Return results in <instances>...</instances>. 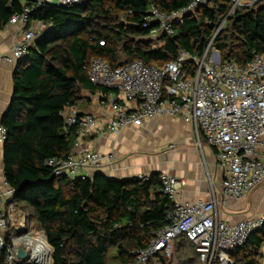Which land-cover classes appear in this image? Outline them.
Wrapping results in <instances>:
<instances>
[{"label": "trees", "instance_id": "16d2710c", "mask_svg": "<svg viewBox=\"0 0 264 264\" xmlns=\"http://www.w3.org/2000/svg\"><path fill=\"white\" fill-rule=\"evenodd\" d=\"M189 1L87 0L38 6L36 0H0L1 29L25 8L32 9L31 21L47 26L17 63L12 98L0 125L7 132L4 175L16 191V202H23L28 220L53 247V264H108L111 249L120 264H136V251L148 247L154 233L168 224L167 214L174 204L163 192L160 172L147 180L137 176L118 180L99 171L90 177L57 178L46 161L66 158L75 149L77 129L66 124L63 112L85 99L86 92L111 91L92 83L93 57L116 68L133 60L163 66L180 51L194 56L204 53L231 0H212L199 7L183 18L172 36L154 40L150 28L143 26L150 6L169 13ZM213 45L222 61L234 59L242 66L254 53L264 54V0L235 12ZM187 242L193 244L180 236L174 250L181 253L180 260L192 257L189 263L196 264L200 255L193 249L186 251ZM263 246L264 225L230 252V258L233 264H259ZM5 256L6 252L0 253V264H7ZM152 259L165 263L167 256L160 253L147 264Z\"/></svg>", "mask_w": 264, "mask_h": 264}, {"label": "built area", "instance_id": "2783aa9c", "mask_svg": "<svg viewBox=\"0 0 264 264\" xmlns=\"http://www.w3.org/2000/svg\"><path fill=\"white\" fill-rule=\"evenodd\" d=\"M85 1L36 0L38 6H64ZM211 1L190 0L186 6L169 13L152 5L145 12L143 26L150 28L149 37L154 40L163 35L172 36L186 15ZM258 1L231 0L230 10L218 24L201 56L180 51L175 60L163 66L133 60L116 68L103 58L93 57L89 77L94 85L111 90L102 96V102L112 113L110 120L102 124L95 114L81 113L75 106L63 112L66 124L77 129L75 148H81L84 138L99 129L120 134L124 129L139 127L156 117L178 116L192 125L200 148L203 137L215 151L222 182L219 193L214 192L209 200L180 199L179 190L186 185L185 180L161 173L163 192L169 196L174 208L167 214L168 224L154 233L149 246L136 251V264H147L160 253L170 256L174 241L180 236L195 245L203 263L212 264L218 260L221 264H233L230 252L241 247L250 234L264 225L263 216L231 223L220 211L226 203L248 196L264 182V54L254 53L242 66L234 59L222 61L220 52L213 45L215 37L235 12L252 7ZM31 12V8H25L8 21L6 27L19 26V36L9 51L0 52V65L16 66L33 45L37 30L32 25ZM153 47L157 48V45ZM187 63L194 69L190 70ZM123 102H133L135 106L127 108ZM6 139V129L0 125V142L4 143ZM114 159L113 153L80 149L63 159L49 158L46 165L53 169L55 177L74 179L85 177L84 170L98 171L107 164L111 166ZM137 177L147 180L149 176ZM15 194L2 172L0 253L6 252L7 264L32 261L28 241L20 239L33 235L45 237V233L28 220L26 213L17 211ZM20 248L29 253L26 260L18 258Z\"/></svg>", "mask_w": 264, "mask_h": 264}, {"label": "crops", "instance_id": "0c3cea01", "mask_svg": "<svg viewBox=\"0 0 264 264\" xmlns=\"http://www.w3.org/2000/svg\"><path fill=\"white\" fill-rule=\"evenodd\" d=\"M32 25L36 27L37 38L47 28L43 22L32 21ZM19 36V26H9L0 32V52L9 51ZM15 66L0 65V119L7 110L13 93V72ZM86 97L80 101L75 107L81 113H93L96 115L100 123L105 124L111 118L109 107L102 102L100 93L90 95L84 93ZM127 108L135 106L133 102H123ZM69 109V107H68ZM170 118L173 120H184L178 116H162L152 120H147L139 127L127 128L120 134H112L106 129L91 132L81 143V148H75L77 153L80 149L96 150L101 154H114V162L106 165L99 172L106 176L118 180L130 179L132 177L145 175L149 176L154 172L165 173L179 179H183L186 185L179 190V198L186 201H196L198 199L209 200L213 193H219L222 173L218 170L214 149L203 139L201 149L196 148L193 139L188 133H179L174 141L167 139L163 143L165 152L155 153L153 149L145 152V146L138 147L132 140L139 136V140L143 141L142 130H146L148 126L158 118ZM191 130L193 127L191 124ZM140 132V133H138ZM127 136H133V138ZM162 142V141H161ZM148 150V149H147ZM3 172V143L0 142V180ZM97 171L84 170V176L90 177ZM23 205V204H21ZM26 213L25 210H22ZM223 217L235 223L239 220L251 216L264 217V182L259 185L248 196L226 203L220 209ZM32 223V222H31Z\"/></svg>", "mask_w": 264, "mask_h": 264}, {"label": "rangeland", "instance_id": "374dc122", "mask_svg": "<svg viewBox=\"0 0 264 264\" xmlns=\"http://www.w3.org/2000/svg\"><path fill=\"white\" fill-rule=\"evenodd\" d=\"M122 60L125 61L124 56H122ZM187 124H190V123L186 122L185 120L183 122L180 120H173V119L166 118V117L158 118L156 121L152 122L146 130L140 131L141 133L138 132L142 135L143 141L139 140L140 135L137 136L136 139L134 138V140H132V141L138 147L145 146V144H146L145 152L149 151L150 148L153 149L155 153L159 152L160 150H162L161 152H165L164 151V150H166L165 147L159 146L160 143H161V145H163V143L165 142L166 139L168 141L172 142L175 140L176 135L178 137L179 133L181 134V132H182V133H188L190 135V137L193 139V144L195 145V147L199 148V150H200L201 148L198 146V136L194 132V129L191 130L190 126H188ZM129 137L130 136H127L128 139H130L131 137L133 138V136H131L130 138ZM203 139L204 138L202 137L201 138L202 144H203ZM15 202H16V200H15ZM16 204H17V211L24 210L23 205H21V204H23V202L17 201ZM26 215H27V213H26ZM27 218H28V215H27ZM32 223L35 224L34 222H32ZM12 234H13V232H12ZM16 235H19V233L16 232ZM32 237H33V240H32L33 243H31V241H28V243L30 245V252L32 250L31 246L35 244V240L40 238V237H35V235H33ZM46 240H47V238H46ZM22 242H25V241L22 240ZM47 243H48V241H47ZM187 245H188V247H187L186 251L187 250L191 251L193 249L196 252L195 246L193 244L187 242ZM49 246L53 250V247L50 244H49ZM176 247H177V245H176ZM176 249L177 248H175V250L173 251V253L170 256H167L165 263L159 262L155 259H152L149 264H192V263H189V262H193L194 259L192 257H188V259L186 260L187 262L180 260L179 256L181 255V253L176 251ZM184 251L185 250H182L181 252H184ZM53 252H54V250H53ZM262 253H263V255L259 260V264H264V246L262 247ZM116 255H117L116 251L114 249H111L109 252L108 264H120L119 261L116 259ZM16 264H36V263H34V261L31 262V261L27 260V261H22V262L17 261ZM52 264H53V253H52ZM196 264H204V263L197 259Z\"/></svg>", "mask_w": 264, "mask_h": 264}, {"label": "bare ground", "instance_id": "6f19581e", "mask_svg": "<svg viewBox=\"0 0 264 264\" xmlns=\"http://www.w3.org/2000/svg\"><path fill=\"white\" fill-rule=\"evenodd\" d=\"M32 241L33 237H24L20 241ZM31 260L36 264H52V248L48 245L45 237L35 240V244L31 246ZM31 261V262H32Z\"/></svg>", "mask_w": 264, "mask_h": 264}, {"label": "water", "instance_id": "95a60500", "mask_svg": "<svg viewBox=\"0 0 264 264\" xmlns=\"http://www.w3.org/2000/svg\"><path fill=\"white\" fill-rule=\"evenodd\" d=\"M16 66H15V68H16ZM28 257H29V253L24 248H20L18 250V258L20 260H26Z\"/></svg>", "mask_w": 264, "mask_h": 264}]
</instances>
